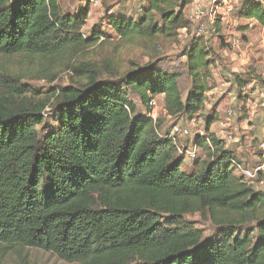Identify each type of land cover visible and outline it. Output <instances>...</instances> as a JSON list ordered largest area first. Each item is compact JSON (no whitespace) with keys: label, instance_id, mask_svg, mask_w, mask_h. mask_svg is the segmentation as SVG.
<instances>
[{"label":"trees","instance_id":"obj_1","mask_svg":"<svg viewBox=\"0 0 264 264\" xmlns=\"http://www.w3.org/2000/svg\"><path fill=\"white\" fill-rule=\"evenodd\" d=\"M61 1L0 0V55L43 60L48 71L63 63L71 73L69 86L37 101L34 88L0 70V246L71 264H264V192L234 174L240 155L209 132L216 108L204 101L218 87L211 49L199 36L183 48L184 100L180 76L155 61L162 41L191 30L193 0H143L138 12L106 15L114 51L141 50L153 60L143 67L107 57L111 37L98 25L83 31L90 1L76 14L63 13ZM235 15L264 27V0H244ZM220 30L216 23L222 40ZM231 85L245 111L264 79L248 72ZM158 96L166 117L205 123L191 143L203 156L189 167L190 147L148 116ZM51 98L53 123L44 127ZM192 213L209 214L214 235L186 226Z\"/></svg>","mask_w":264,"mask_h":264},{"label":"rangeland","instance_id":"obj_2","mask_svg":"<svg viewBox=\"0 0 264 264\" xmlns=\"http://www.w3.org/2000/svg\"><path fill=\"white\" fill-rule=\"evenodd\" d=\"M87 0H62L61 6L63 13L76 14L83 8ZM90 1V13L86 20L83 31H90L95 25L100 27V30L106 32L110 38L109 43L104 47V52L107 57L114 58L118 56L121 64L125 65L130 58L138 67L145 66L151 58L142 53L141 50H133L127 48L120 51L119 55L113 49V45L118 42L117 38L111 30L108 29L106 23V15L113 13L132 14L138 12L141 8L143 0H88ZM205 1V0H203ZM202 3L199 0H193L192 3L186 8L185 14L188 17L191 16V12L196 4ZM205 11V9H203ZM207 12V11H206ZM236 14V13H235ZM226 23V22H225ZM255 22L251 20H239L236 15L230 19L226 24L220 25L217 21L218 28H220L219 35L226 30L235 31L240 35L246 37L245 46L243 52L245 54V60L241 61L236 59L233 51L228 49L221 39L215 34L210 33L208 41H205L207 49H211V55L215 60L211 70L215 76L218 87L210 93L207 98L209 111L213 106L216 108L217 120L210 128L209 132L214 134L217 139H221L222 142L236 154L240 155L242 165L246 169L254 167L261 155L259 143L264 139V109L257 108L253 98L251 103L247 104L245 111L242 110V101L237 100V89L234 83L236 76L243 77L248 72H254L255 75L264 79V56L261 53L258 45V36ZM207 19L204 16L191 23V30L189 33L180 31L177 41L160 43V55L157 56L155 61L157 62L158 69L163 72L175 73L180 76L178 79L179 92L182 100L185 99L187 90L190 86V79L186 71V59L182 57L183 48L189 45L191 37H197L201 30H208ZM250 26V27H249ZM210 27V26H209ZM240 27H247L246 31L241 32ZM241 33H240V32ZM96 55V54H94ZM153 60H151L152 62ZM154 61V62H155ZM44 61L35 60V64H31L24 57H4L0 55V70L8 71L15 74L14 78L18 79L24 88H34L36 95L34 99L37 101H46L45 97L51 94L52 89H59L61 87L70 85L71 73L65 70V64L61 63L53 70H43ZM244 73V74H243ZM253 74V73H252ZM54 76V78H52ZM223 83V85H222ZM216 84V85H217ZM260 87V86H258ZM262 88V87H261ZM260 89V88H257ZM130 99L137 105L138 112H144V108L141 105L139 98L129 91ZM157 102L156 123L159 121L161 124V130L159 133L170 131L175 124H179L182 127L188 128L189 135L185 138L176 140L179 147L187 146L192 148L191 143L195 135L204 131L205 123L197 121L195 125H191L185 117L168 118L165 115L163 107V96L155 98ZM51 98L49 105H45V122L44 127L52 124V116L54 110V104ZM228 110L234 111L236 114L234 117L229 118L226 115ZM42 128L41 130H43ZM204 133V132H203ZM231 134L234 140L231 143H226L224 138ZM203 156L201 152H198V157ZM191 162L185 160L184 167H189ZM234 174H239V171H235ZM253 186L256 190L264 192V183L261 180L253 181ZM186 226L200 230L204 238L214 235V225L210 219L209 214L204 213H192L185 216ZM0 264H71L59 260L51 253H47L38 249H14L9 250L0 246Z\"/></svg>","mask_w":264,"mask_h":264},{"label":"built area","instance_id":"obj_3","mask_svg":"<svg viewBox=\"0 0 264 264\" xmlns=\"http://www.w3.org/2000/svg\"><path fill=\"white\" fill-rule=\"evenodd\" d=\"M244 0H205L204 2L196 4L193 7V11L191 13V16L189 19L193 22L195 20L201 19L204 14L207 19L208 30L204 29L201 30L197 36L202 37L205 41H208V37L210 33L216 32V23L217 21L220 22V25L223 26V24H226L232 17H234L235 13L238 11V8L242 4ZM260 1V0H259ZM205 9V11L203 10ZM207 11V12H206ZM254 22L253 20H251ZM226 22V23H225ZM256 23V22H255ZM250 27V26H249ZM257 29V38H258V45L259 49L261 50L262 55L264 56V27L258 26L256 24ZM222 40L226 47L233 51L236 59H239L241 61L245 60V54L243 52V47L245 46V41H243L241 35L239 33H236L235 31L226 30L222 32ZM223 85V83H222ZM251 88V85L247 86L245 88L246 91H249ZM210 93L207 95V98H209ZM251 96L253 98V101L255 102V105L257 108L264 109V89H256L251 93ZM207 98L204 101V106H208ZM150 108L151 111L148 114L150 118H152L154 121L156 120V108H157V102L155 99H152L150 101ZM235 112L228 110L226 112V115L231 118L235 116ZM196 119H192L189 121L191 125H195ZM200 137L204 136V133L202 131L197 133ZM170 135L173 137V139H180L185 138L189 135L188 128L182 127L179 124L173 125V127L170 129ZM175 140V141H176ZM226 143H231L234 140V137L231 134H228L224 138ZM207 145L211 148V145L209 142H207ZM259 148L261 150V155L259 158L258 163L250 168L246 169L243 166L237 167V171H239V174L242 175L244 178L253 181L261 180V183H264V139H262L259 143ZM212 149V148H211ZM200 150L196 146H192V148L188 149L185 153L186 159L191 160L197 156L198 152Z\"/></svg>","mask_w":264,"mask_h":264},{"label":"crops","instance_id":"obj_4","mask_svg":"<svg viewBox=\"0 0 264 264\" xmlns=\"http://www.w3.org/2000/svg\"><path fill=\"white\" fill-rule=\"evenodd\" d=\"M199 1H200V2H204L203 0H199ZM192 8H193V7H192ZM190 12H192V11H190ZM251 102H253V101L250 100L249 103H251ZM247 104H248V103H247Z\"/></svg>","mask_w":264,"mask_h":264}]
</instances>
